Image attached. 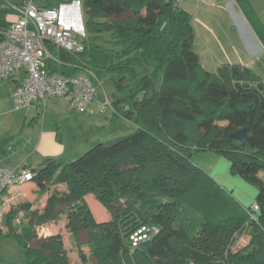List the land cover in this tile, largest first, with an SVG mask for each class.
<instances>
[{"label": "trees", "instance_id": "trees-1", "mask_svg": "<svg viewBox=\"0 0 264 264\" xmlns=\"http://www.w3.org/2000/svg\"><path fill=\"white\" fill-rule=\"evenodd\" d=\"M26 1L0 6V31L15 13L10 6ZM237 1L264 46L257 13L248 0ZM85 10L93 37L83 41L84 51L53 48L61 64L47 67L64 75L91 70L100 80L116 76L113 119L136 130L76 160L48 159L30 169L31 188L44 203L22 207L28 225L22 229L14 225L17 215L8 214L0 238L17 240L26 264H74L61 235L39 238L35 230L66 216L76 246L83 245L80 233H88V264H264V79L243 65L205 70L193 47L192 16L174 0H85ZM104 32L112 34L115 49L97 44ZM240 128H246L243 148L232 137ZM192 150L228 158L234 175L259 186V209L238 205L192 163ZM87 195L111 220H95ZM142 225L160 233L132 250L130 236ZM244 231L250 242L236 252Z\"/></svg>", "mask_w": 264, "mask_h": 264}, {"label": "rangeland", "instance_id": "rangeland-1", "mask_svg": "<svg viewBox=\"0 0 264 264\" xmlns=\"http://www.w3.org/2000/svg\"><path fill=\"white\" fill-rule=\"evenodd\" d=\"M177 1L174 0L175 3ZM199 1L191 0L196 4L193 5L195 9L189 13L194 29L193 47L201 66L209 72H216L224 64L244 65L264 76V46L251 23L243 21L244 19L233 12V9H237L236 1L232 0V7L225 6V10L218 5L211 6L213 0H208L206 4L204 0ZM17 2L19 0H0V6ZM47 4L59 7L61 18L70 23L71 29L76 31L83 41L93 37L86 26L88 15L85 0H34L36 7ZM262 21L264 23V17ZM97 44L115 49L112 34L109 32H104ZM113 78L116 76H103L102 87H97L96 99L91 102L85 113H76L69 102L54 98L45 103L36 102L29 107L17 109L11 99L12 85L7 81L0 82V141H4V149L0 151V165L11 170L16 169L18 164L38 168L42 160L41 150L53 148V139L66 150V160L73 161L99 143L111 142L133 134L136 130L133 123L121 118L113 119L116 94ZM161 78L162 76L157 82L158 86ZM107 100L112 107L105 105ZM191 161L241 207L251 208L256 203L259 186L234 175L228 158L211 150H192ZM259 176L264 182V171ZM32 186L36 187L34 182L15 185L4 193V200L0 205V226L5 231V219L8 214L17 215L14 225L22 229L28 226L22 207L27 203L32 204L34 208L39 204L43 205L44 199L37 195L35 189L32 190ZM59 189L67 191L65 186H59ZM85 201H88L87 204L98 223L111 220L110 212L93 195H87ZM49 226L35 229L39 238L49 237L48 232L44 231ZM60 226L61 229L56 225L53 227L56 230L54 235L62 236L66 249L70 250L72 262L84 264L83 258H86L85 263L91 262L90 246L85 244L88 233H80L78 240L83 245L79 247L74 244L75 239L66 226ZM249 242L250 236L244 231L237 238L233 249L236 252L242 251ZM0 264H26L25 250L17 240L6 236L0 238Z\"/></svg>", "mask_w": 264, "mask_h": 264}, {"label": "built area", "instance_id": "built-area-1", "mask_svg": "<svg viewBox=\"0 0 264 264\" xmlns=\"http://www.w3.org/2000/svg\"><path fill=\"white\" fill-rule=\"evenodd\" d=\"M10 7L15 10V19L6 30L0 31V82L13 84L11 99L15 107L21 109L54 98L69 102L76 113H85L96 99L102 81L91 70L64 75L47 67L49 62L61 64L53 48L71 55L83 52L81 37L65 25L59 8L36 7L34 0ZM66 66L73 64L69 62ZM105 105L112 107L108 100ZM33 178L34 173L26 167L11 170L0 166V205L8 189ZM258 209L255 203L252 210ZM159 233L157 226L142 225L130 236V246L136 249Z\"/></svg>", "mask_w": 264, "mask_h": 264}, {"label": "crops", "instance_id": "crops-1", "mask_svg": "<svg viewBox=\"0 0 264 264\" xmlns=\"http://www.w3.org/2000/svg\"><path fill=\"white\" fill-rule=\"evenodd\" d=\"M207 1L208 0H204V3L206 4ZM231 1L232 0H216V1L213 0V1H211L210 4L213 7L218 5V6L222 7L225 10V8H226L225 6L229 7V5H230V7H232L231 6L232 5ZM234 1H236V3H237V9L236 10L233 9V12L235 14H237L238 16H240L242 18V20L244 19L243 21H247V23H248L249 20L246 17V15L244 14V12L242 11L239 2L237 0H234ZM248 1L251 4V6L254 8L255 12L257 13L258 18L260 19V21L264 25V23L262 21V19L264 17V0H248ZM196 2H198V1H196ZM196 2L192 3L191 0H178L176 4L178 6H180L181 8H183L184 10H186L187 12H190V11H193L195 9V7L193 5H195ZM199 2H201V0ZM240 13H242V14H240ZM14 19H15V16H13V14L9 15L7 17V21L8 22H10V21H12ZM64 22H65V25L67 27L71 28V25H70V23L67 20H64ZM244 23L246 24V22H244ZM257 73L264 79V76L259 71H257ZM7 83L12 85V88H13V84L11 82H7ZM42 143L38 146V150H39V147H41ZM52 147L53 148H51L49 150H46V149L45 150H43V149L41 150V152L43 151V153H40V156L42 157V160L39 163V166L42 165L48 159H53L55 161H68V160H66V157H67L66 152H65L66 150L62 147V145L60 146V145L57 144L56 139H53ZM44 148H46V147H44ZM41 157H40V159H41ZM0 166H2V165H0ZM18 167H26L28 169H34L33 167L30 168L27 164H25V165L23 164L22 166L18 164L16 166V168H18ZM66 221H67L66 220V216H64V219L62 218V220H60L57 224H55V223L49 224L50 226L47 227L46 229H44V231L48 232L47 236H52V235H54L56 233L55 232L56 230L53 228L55 225H56V227H60L59 229H61V227H62L60 225L66 226V224H67Z\"/></svg>", "mask_w": 264, "mask_h": 264}, {"label": "water", "instance_id": "water-1", "mask_svg": "<svg viewBox=\"0 0 264 264\" xmlns=\"http://www.w3.org/2000/svg\"><path fill=\"white\" fill-rule=\"evenodd\" d=\"M245 135H246V128H240L237 132L232 134V137L237 141L238 146L240 148H243L246 144ZM50 163H53V161H51Z\"/></svg>", "mask_w": 264, "mask_h": 264}]
</instances>
